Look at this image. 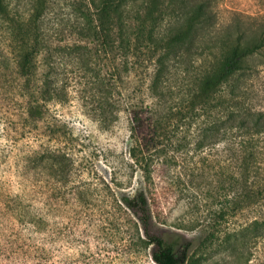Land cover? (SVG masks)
Wrapping results in <instances>:
<instances>
[{
	"label": "rangeland",
	"instance_id": "374dc122",
	"mask_svg": "<svg viewBox=\"0 0 264 264\" xmlns=\"http://www.w3.org/2000/svg\"><path fill=\"white\" fill-rule=\"evenodd\" d=\"M88 1L47 0L40 26L45 44L50 46L47 58L52 63L53 78L62 98L46 103L44 118L37 124L24 125L17 119L16 99L9 97L17 98L15 95L20 92L16 61L27 40V19L32 2L4 0L0 10V93L4 94L0 95V160L14 166L17 156L29 147H66L82 169L79 178L89 181L92 191L96 192L87 201L89 204L83 203L84 206L103 207L114 205L108 199V186L117 198L121 192L133 193L141 187V173L129 169L127 163L129 110L132 104L140 106L143 103L148 107L142 116L150 117L149 123L158 118V113L149 112L155 100L147 90L155 56L149 51L151 44L143 40V53L140 57H132L135 65L130 72L118 71L120 58L114 57L110 39L82 38L81 31L87 21L96 22L97 17ZM136 2L140 3L139 15L145 36L152 31L158 40L172 33L187 8L200 3L206 4L211 14L209 30L204 36L206 41L230 32L236 36L242 30L253 37L252 34L264 27V0ZM211 56L186 55L173 69L170 84L174 89L164 105L169 117L163 122L164 129L159 131L168 133L160 134L156 141L164 148L163 155L171 161L167 179L175 195L165 210V222L154 220L149 231L177 239L179 249L189 243L187 256L191 264H264V236L250 238L240 234L255 218H264V133L256 137L263 153L260 158L262 173H257L254 164L243 169L241 155L235 150L238 136L231 140L235 144L220 141L197 148L199 131L209 112L205 113L200 104L188 112V102H183L186 97L180 85L188 82L204 64L212 65ZM35 64L32 77L38 81L44 70L41 54L37 55ZM116 71L121 76L114 85ZM243 87L241 99L245 106L264 110V48L248 58ZM214 110L210 112L214 114ZM112 118L114 120L110 121ZM117 170L119 174L115 173ZM130 173L132 176L126 178ZM117 179H125V184L118 186ZM99 213L101 211L97 210L96 217ZM71 222L68 216L64 217L60 224L61 247L57 253L45 255L47 264H155L151 259L153 244L146 250L135 251V247L128 246V239L116 230L107 237H98L94 228L102 227L100 223L107 225L106 217L91 230L84 225L78 228L76 221L73 229ZM4 229L5 233L0 234L3 242L0 243V264L30 263L34 258L44 257L42 253L10 252V241L16 238L18 244L28 237L24 230L16 233L15 226ZM52 229L54 225H50ZM83 230L90 232L87 234ZM226 238L234 240L236 253L224 248Z\"/></svg>",
	"mask_w": 264,
	"mask_h": 264
},
{
	"label": "trees",
	"instance_id": "16d2710c",
	"mask_svg": "<svg viewBox=\"0 0 264 264\" xmlns=\"http://www.w3.org/2000/svg\"><path fill=\"white\" fill-rule=\"evenodd\" d=\"M31 2L27 40L19 50L16 61L21 80L20 92L15 95L17 98L9 97L16 99L19 112L17 119L24 125L37 124L44 118L46 103L62 98L60 87L53 78L52 63L47 58L50 46L45 44L40 26L47 0ZM88 3L95 8L97 17L96 22L87 21L81 31L82 38L110 39L114 57L120 58L121 69L118 71L130 72L135 65L131 61L132 57H140L143 53V40H148L151 44L149 51L155 56L147 90L156 101L150 106L149 112L158 113V118L156 122L149 123L147 120L150 117L142 116L148 107L146 103L145 107L143 103L140 106L132 104L129 110L131 117L127 163L129 169L141 173V187L133 193L121 192L117 198L108 186V199L114 205L84 206L83 203L89 204L87 201L96 192L92 191L89 181L79 178L82 169L76 164L73 153L61 146L39 149L29 147L17 156L14 166H8L0 160V171H3L0 173V234L5 233L4 228L9 226H15L16 233L21 234L24 230L27 241L23 238L18 244L15 243L16 238L10 241V252L42 253L44 257L40 260L33 257L30 263L18 261L17 264H47L45 255L57 253L61 247L60 224L64 217L68 216L72 220L73 229L76 221L78 228L84 225L89 230L106 217V227L100 223L102 227L94 228L98 237H107L116 230L128 239V246L135 247V251L146 250L153 244L155 248L151 252V259L155 264H191L187 256L189 243L179 249L177 239L149 231L154 220L165 222V210L175 195L167 179L168 163L171 161L163 155L164 148H160L156 141L157 136L159 139L160 134L168 133L159 131L164 129L163 122L169 117L164 105L174 89L170 78L173 69L186 55H212L209 59L213 61L212 65L204 64L196 75L180 85L186 97L183 102H188V112L193 111L198 104L205 113L209 112L208 119L199 131L196 146H212L220 141L235 144L231 140L238 136L235 150L241 155L242 168L248 169L254 164L257 173L261 172L260 158L263 153L256 137L264 133V110H253L245 106L241 97L248 58L264 48V27L252 34L253 37L250 32L242 30L236 36L230 32L206 41L204 36L209 30L211 14L206 4L200 3L187 8L172 33L166 39L158 40L152 31L145 36L139 15L140 3L136 0H89ZM3 4L4 0H0V10ZM38 54L42 55L44 70L38 81H35L32 76L36 71L35 60ZM118 71L113 79L114 85L121 76ZM0 95L4 96L3 93ZM228 148L231 149V146ZM131 176L132 173L126 178ZM115 184L122 187L125 179H117ZM97 210L101 211L99 217H96ZM50 225H54V229L50 230ZM83 231L87 234L90 232ZM7 233L12 235L11 231ZM240 234L250 238L264 236V218H255ZM225 241L227 246L224 248L229 253H236L234 240L226 238Z\"/></svg>",
	"mask_w": 264,
	"mask_h": 264
}]
</instances>
